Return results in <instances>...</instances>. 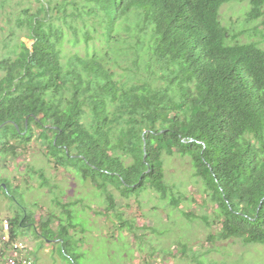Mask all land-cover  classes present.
<instances>
[{
    "label": "trees",
    "instance_id": "obj_1",
    "mask_svg": "<svg viewBox=\"0 0 264 264\" xmlns=\"http://www.w3.org/2000/svg\"><path fill=\"white\" fill-rule=\"evenodd\" d=\"M233 2H249L248 23L264 17V0H37L18 18L32 47L0 59V155L38 141L49 165L101 189L105 211L141 241L109 189L127 201L151 191L191 216L166 174V158L180 156L215 210L209 241L264 245V47L252 40L263 34L224 24ZM53 218L8 220L14 239L33 226L68 245L73 224L53 230Z\"/></svg>",
    "mask_w": 264,
    "mask_h": 264
},
{
    "label": "rangeland",
    "instance_id": "obj_2",
    "mask_svg": "<svg viewBox=\"0 0 264 264\" xmlns=\"http://www.w3.org/2000/svg\"><path fill=\"white\" fill-rule=\"evenodd\" d=\"M37 6V0H0V59L17 50L21 42L32 47L27 31L18 26V18L25 9ZM250 9L249 2L227 4L222 9V20L236 32L245 28L253 31L258 26L263 35H254L252 40L264 47V17L248 23ZM251 33L244 34L242 40L249 41ZM66 48L73 50L69 44ZM79 48L83 53L84 47ZM41 147L35 140L16 159L0 155V221L27 212L35 222L53 215V230H58L62 221L74 226L68 229V245L40 237L33 226L21 228L19 237L28 242L35 264H264V245L246 246L239 240L214 244L209 241L210 233L219 226L208 227L205 218L213 222L215 210L206 202L201 185L192 177L191 166L184 158L168 156L166 174L188 198L181 208L191 216L173 210L151 191L127 201L117 190L109 189L117 197L116 205L124 216L135 220L137 234L145 236L141 241L130 230H121L113 213L105 211L107 198L101 189L80 179L75 172L49 165ZM30 167L43 172L45 179L31 172ZM2 187H8L9 192L6 194ZM64 250L73 256L68 258Z\"/></svg>",
    "mask_w": 264,
    "mask_h": 264
},
{
    "label": "built area",
    "instance_id": "obj_3",
    "mask_svg": "<svg viewBox=\"0 0 264 264\" xmlns=\"http://www.w3.org/2000/svg\"><path fill=\"white\" fill-rule=\"evenodd\" d=\"M12 225L8 219L0 222V256L5 252L6 264H35V261L29 255L28 242L13 238Z\"/></svg>",
    "mask_w": 264,
    "mask_h": 264
},
{
    "label": "water",
    "instance_id": "obj_4",
    "mask_svg": "<svg viewBox=\"0 0 264 264\" xmlns=\"http://www.w3.org/2000/svg\"><path fill=\"white\" fill-rule=\"evenodd\" d=\"M6 188V187H5Z\"/></svg>",
    "mask_w": 264,
    "mask_h": 264
}]
</instances>
